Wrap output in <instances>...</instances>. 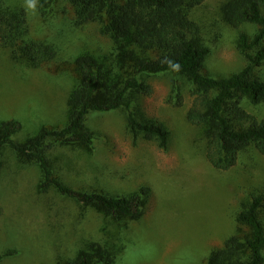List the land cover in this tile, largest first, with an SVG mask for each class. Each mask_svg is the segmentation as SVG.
I'll use <instances>...</instances> for the list:
<instances>
[{
  "label": "rangeland",
  "instance_id": "374dc122",
  "mask_svg": "<svg viewBox=\"0 0 264 264\" xmlns=\"http://www.w3.org/2000/svg\"><path fill=\"white\" fill-rule=\"evenodd\" d=\"M226 1L205 0L191 13L201 26L200 39L211 48L204 70L214 77L228 76L246 64L236 48L238 30L223 18ZM13 2L26 7L32 35L53 41L60 57L66 59L31 69L14 65L9 54L0 51V121L21 122L23 129L17 138L24 140L44 125L65 124L67 96L78 77L72 58L85 52L109 54L113 43L97 23L76 26L65 0L53 3L47 14L39 13L35 0ZM261 73L264 75V66ZM172 78L170 74L151 77L154 94L140 101L148 115L171 129L168 150L151 141L134 142L123 111L91 116L90 128L100 138L88 155L68 147L59 150L69 159V164H56L67 182L120 193L141 185L152 187L153 195L141 220L112 224L117 237L111 247L118 264H207L210 250L222 245L237 228L235 215L242 199L264 186V156L254 149L243 153L238 165L229 171H217L206 162L204 130L190 124L186 116L192 99L189 85H184V104L175 106L169 103ZM244 106L264 117V104L245 100ZM69 156L79 163L91 160L99 164L84 174L73 170L77 164ZM4 157L7 169L0 174L1 264H55L71 255L80 233L105 240V219L100 214L89 210L86 219L80 220L83 209L78 203L53 189L39 192L36 168L19 170L22 175H18L14 152L6 148ZM10 250L16 253L6 255Z\"/></svg>",
  "mask_w": 264,
  "mask_h": 264
},
{
  "label": "trees",
  "instance_id": "16d2710c",
  "mask_svg": "<svg viewBox=\"0 0 264 264\" xmlns=\"http://www.w3.org/2000/svg\"><path fill=\"white\" fill-rule=\"evenodd\" d=\"M57 1L35 0V4L40 14H47ZM65 1L72 10L74 24H99L113 49L103 56L85 52L72 58L78 77L67 96L63 126L44 125L35 136L19 140L22 123L17 119L0 121V174L6 167L5 149L10 148L18 175H22L19 170L37 169L39 192L53 189L78 203L83 209L80 220L86 219L89 210L105 219V240L76 234L80 239L74 241L71 255L57 259L55 264H118L111 247L117 237L112 224L141 220L150 204L152 187L141 185L129 193H120L67 182L57 165L69 164V159L59 150L68 147L86 155L91 153L100 138L90 128L91 116L115 111L125 113L134 142L151 141L168 150L171 129L164 121L148 115L140 101L154 94L151 77L170 74L169 103L182 106L184 85H189L192 99L187 120L204 130L205 160L213 169L224 172L235 168L242 154L250 149L264 156V117L259 118L244 106L245 100L264 104V0H227L223 4V18L238 30L236 48L246 59L242 68L223 77L205 72L211 48L200 39L201 26L191 17L205 0ZM0 51L7 52L14 65L31 69L66 60L60 57L53 41L32 35L26 7L13 0H0ZM72 160L77 164L72 169L84 174L99 164ZM1 216L0 205V219ZM235 220L234 233L210 250L207 264H264L263 185L245 195ZM15 253L10 250L6 255ZM3 258L0 255V264Z\"/></svg>",
  "mask_w": 264,
  "mask_h": 264
}]
</instances>
